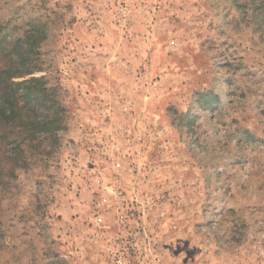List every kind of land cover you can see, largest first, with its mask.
<instances>
[{
    "label": "rangeland",
    "instance_id": "rangeland-1",
    "mask_svg": "<svg viewBox=\"0 0 264 264\" xmlns=\"http://www.w3.org/2000/svg\"><path fill=\"white\" fill-rule=\"evenodd\" d=\"M27 47L0 264H264V0H0Z\"/></svg>",
    "mask_w": 264,
    "mask_h": 264
},
{
    "label": "trees",
    "instance_id": "trees-1",
    "mask_svg": "<svg viewBox=\"0 0 264 264\" xmlns=\"http://www.w3.org/2000/svg\"><path fill=\"white\" fill-rule=\"evenodd\" d=\"M26 50L18 55V63L9 61L0 68V132H3V135H0V174L13 170V163L21 157V152L17 153L16 150L32 142L37 135L48 136L46 134L56 133L53 129H45L46 125L52 123L51 113L49 109L43 107L42 101L32 99L36 95L38 97L32 82L28 81L20 88V83L16 81L17 77H20L15 75L17 70L25 69L24 62L21 61L22 56L33 49L27 47ZM36 109L42 111L45 118L42 119L40 128H29L32 122L30 112H35Z\"/></svg>",
    "mask_w": 264,
    "mask_h": 264
},
{
    "label": "built area",
    "instance_id": "built-area-1",
    "mask_svg": "<svg viewBox=\"0 0 264 264\" xmlns=\"http://www.w3.org/2000/svg\"><path fill=\"white\" fill-rule=\"evenodd\" d=\"M119 264H122V262H120Z\"/></svg>",
    "mask_w": 264,
    "mask_h": 264
}]
</instances>
